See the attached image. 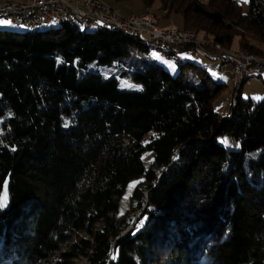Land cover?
Returning <instances> with one entry per match:
<instances>
[{
    "label": "trees",
    "instance_id": "16d2710c",
    "mask_svg": "<svg viewBox=\"0 0 264 264\" xmlns=\"http://www.w3.org/2000/svg\"><path fill=\"white\" fill-rule=\"evenodd\" d=\"M141 2L147 11L133 16L156 17L159 28L158 14L179 15L173 29L226 49L237 38L262 54L264 0H248L246 13L239 0H159L154 14V0ZM11 16L0 20L27 25ZM74 24L0 30V264H106L114 243L110 264H264V100L241 98L247 81L234 82L217 111L226 85L184 62L180 53L196 56L188 46L173 57L159 48L180 68L173 77L143 55L145 35ZM131 56L143 57L141 70H85ZM186 67L198 84L184 79Z\"/></svg>",
    "mask_w": 264,
    "mask_h": 264
},
{
    "label": "rangeland",
    "instance_id": "374dc122",
    "mask_svg": "<svg viewBox=\"0 0 264 264\" xmlns=\"http://www.w3.org/2000/svg\"><path fill=\"white\" fill-rule=\"evenodd\" d=\"M19 1L24 2L25 0H8L7 2H19ZM202 1L206 2V0H202ZM103 2L104 3L107 2L108 4L106 3V5L112 11L116 12L117 14H119V13L116 10H114L112 7L119 9V11H121L123 13L126 12V15L136 14V13H138L140 11L142 12L144 10V5L142 4L141 0H125V1H121V2H116L115 0H103ZM247 4H248V0L246 3L243 2V0H239V6H240L241 11L243 13H246L248 10ZM158 7H159V0H154V2L151 5L150 13H152V14L157 13ZM146 9L147 8H145V10ZM110 13H112V12H110ZM158 15L160 17V21H159L160 28H163L164 30L165 29L171 30V28H182L181 16L171 15V16L165 17L164 14H158ZM120 16H122V15H120ZM128 16H131V15H128ZM128 16H126V17H128ZM136 17H139V16H136ZM154 18H156V17H154ZM156 20H157V18H156ZM0 21L4 22V23H0V30L14 31V32H20V33L30 31V28L25 24L15 26L9 20H0ZM7 22H10V23H7ZM156 24H158V23L156 22ZM47 25H48V23L46 24V26ZM76 25L74 24V26H76L77 28H79V30L84 31V32H89V30L92 28V26H85L84 27V25H82V27H80L81 25H78V24H76ZM46 26H44V27H46ZM59 26L60 25L57 23H51L50 24L51 28H58ZM41 28H43V27H41ZM160 28L156 26V30H158V29L162 30ZM114 29H112V30H114ZM112 30H110V31H112ZM112 32H115V31H112ZM191 33L195 35L196 40H199V42L207 43V44H205L206 47H204L206 52H207V50H216V47H215V45L214 46L212 45L213 44L212 42L205 41L203 39V35H201L199 33L197 34L193 31ZM147 37H148V39H151L149 36H147ZM143 43L148 48H152V46H153L152 49H148V51L143 54L145 57H147L150 60L157 62V64L161 65L173 77H175L179 73V71H180L179 66L173 60H169V61L165 60L164 55L161 51H159V48H157L155 45L151 44V42H147V40H144ZM255 45L258 46V48H259L258 51L262 52V54L260 53L259 55H256V54L248 52L246 49L238 48V39L237 38H234L230 49H226V48H222V49L228 53H230V52L231 53L236 52V53H242V54L244 53V55H246L247 57L249 56L248 58H252V60L250 62L251 66L249 65L250 66L249 69L251 68L250 70H253V69H255L254 68L255 66H264V45L256 44V43H255ZM188 46L190 48L194 47L191 45H188ZM178 48H180V47L178 46ZM155 49H158V50H155ZM194 50H197L195 52L196 56H192L188 52H182V53H180V57H182L184 62L191 64V65H194V66H197V67L205 70L206 74L209 75L213 81H215L217 83H223L226 85V90L221 93V95L217 98V100L214 103V107L217 111H219L223 108V105H222L223 102H224V104H226L229 102V100L232 101V93L234 92V89H235V83H238L240 86V84L242 82L247 81V83L243 84V86H242V89L240 92L241 98L251 99L253 102H259L261 100H264V85L262 83V82H264V74H263L264 71L262 72L263 75L261 76L262 82H256V81H252V80H243L242 81V79L240 80L239 78H237V80H236L233 74L221 73L218 62H211L209 60L204 59L202 57V55L200 54V51H199L200 48L194 49ZM137 53H139V52H137ZM142 58H143L142 56H140L139 58H135V56L124 57V58H120V59H115L112 63H110L108 65L91 63L85 67V70L88 72H97L100 74L120 75L121 68L124 65L133 64V66H135L136 70H141L143 68ZM224 64H228V63H224ZM183 75H184L185 80L192 82L193 84H198V79L196 78L195 73L189 67H186L183 69ZM237 77H239V76H237ZM128 85H129V83L124 81L123 83H121V88L128 89L129 88ZM227 111H228V106L225 107L223 109V111H221V113L226 114ZM154 135L155 134L153 132L148 134V136L145 137V142L148 141V139ZM141 161L143 163L144 168L147 169L153 161L152 153L149 151L144 152L141 156ZM136 183H137V180H133V181L129 182V184L126 186L122 196L119 198V200H118V215L124 214V212L129 208L130 196L132 194V191H133ZM5 189H6V185L3 188V192L1 194V196H4ZM6 194H7V189H6ZM138 215H139V212L135 213L134 221L136 220ZM130 230H132V224H131V227H129L125 232L121 233L120 237L124 236ZM114 246H115V243L111 247V250L108 254V260H107L106 264H110L112 261L113 255L111 254V252L114 250ZM74 264H86V262L84 261V259H76V260H74Z\"/></svg>",
    "mask_w": 264,
    "mask_h": 264
},
{
    "label": "built area",
    "instance_id": "2783aa9c",
    "mask_svg": "<svg viewBox=\"0 0 264 264\" xmlns=\"http://www.w3.org/2000/svg\"><path fill=\"white\" fill-rule=\"evenodd\" d=\"M108 6L97 7L96 1L86 0H32L31 6H22V2L16 8H9L0 11V17H15L16 21H22L24 12H32L35 15L36 24H47L50 20H70L78 19L86 25L100 24L103 27L116 28L124 27L129 29L132 34L145 35L147 41H153L156 45L169 46L174 48V52L179 47L194 46L189 50L195 54L200 48V54L208 60H217L221 73L233 74L235 79H242V72H256V80L264 71V66H255L250 70V62L244 59L232 58V64H223V57H230V54L224 53L221 48L216 50L205 51L204 47L207 43H200L193 37L183 36L181 32H168L167 30H156V18L151 15H143L140 17H123L112 11ZM97 11H107V18H97ZM112 12V13H110ZM149 36L151 39H148ZM250 65V66H249ZM248 66V67H247ZM239 76V77H237ZM243 81V80H242Z\"/></svg>",
    "mask_w": 264,
    "mask_h": 264
},
{
    "label": "bare ground",
    "instance_id": "6f19581e",
    "mask_svg": "<svg viewBox=\"0 0 264 264\" xmlns=\"http://www.w3.org/2000/svg\"><path fill=\"white\" fill-rule=\"evenodd\" d=\"M86 1H96V0H86ZM20 4V3H19ZM18 4H0V11H4V10H7L9 8H16ZM32 5V0H25L24 2H22V6H31ZM97 7H106L103 2L101 0H97ZM147 15V14H146ZM133 17H136V16H133ZM140 17V16H139ZM97 18H107V11H97ZM64 21V20H63ZM66 21H71L73 22V24L75 23L78 24V25H81L80 27H82V25L85 26H93V25H86L85 23H82V21L78 20V19H70V20H66ZM19 22H23V23H26L27 25L30 26V24H33L35 23V15L32 14V12H24V15H22V21H19ZM157 22V21H156ZM45 26V24H36V25H33L31 27L33 28H41ZM77 26V25H76ZM101 26V25H100ZM103 28H106L107 30H112L114 28H109V27H103ZM116 29H119L120 31H123L125 32L126 34H129V35H133L134 37L135 36H139L138 34H132L129 29H126L124 27H116ZM88 30V29H87ZM115 30V29H114ZM116 31V30H115ZM168 32H181L180 30L178 29H171L169 30ZM125 34V35H126ZM183 36L185 37H193L194 40H196L195 38V35L192 34L191 32H184L183 31ZM199 42V40H197ZM147 42H151V44L155 45L157 48H161L163 49L164 51L168 52V53H171V56H172V53H174V48L172 47H169V46H161V45H156L155 42L153 41H147ZM201 43V42H200ZM213 46L215 44H212ZM211 45V46H212ZM217 47L220 48L219 45H215ZM153 48V46H152ZM222 49V48H221ZM224 51V50H222ZM165 52V53H166ZM224 53L226 54H230V57H223V64L224 63H228V64H232V58H238V59H244L246 60L247 62H251L252 58H248L246 55H244V53H228V52H225ZM173 57V56H172ZM254 62V61H253ZM225 74V73H224ZM242 80H256V72H242ZM229 103H230V100H229ZM228 103V104H229ZM227 104V103H226Z\"/></svg>",
    "mask_w": 264,
    "mask_h": 264
},
{
    "label": "snow or ice",
    "instance_id": "6c2138e0",
    "mask_svg": "<svg viewBox=\"0 0 264 264\" xmlns=\"http://www.w3.org/2000/svg\"><path fill=\"white\" fill-rule=\"evenodd\" d=\"M243 2L246 3L247 0H243ZM0 23H4V22L0 21ZM7 23H10V22H7ZM65 126H67V125H65ZM222 143H224L225 145H227L228 144L227 139H225L224 141H222ZM13 151H15V149H13ZM5 207H7V194H6V189H5L4 196H0V210L4 209Z\"/></svg>",
    "mask_w": 264,
    "mask_h": 264
},
{
    "label": "crops",
    "instance_id": "0c3cea01",
    "mask_svg": "<svg viewBox=\"0 0 264 264\" xmlns=\"http://www.w3.org/2000/svg\"><path fill=\"white\" fill-rule=\"evenodd\" d=\"M116 1V0H115ZM116 2H121V1H116ZM107 3V2H106ZM108 4V3H107ZM112 7V6H111ZM114 10H116L120 15H122V16H124V17H126V16H128V15H142V14H144L145 13V8H144V10L141 12H138V13H136V14H128V15H126V12H121V11H119V9H117V8H114V7H112ZM158 27V26H157ZM171 29H173V28H171ZM159 30V29H158ZM162 30H164V29H162ZM168 30H170V29H168ZM205 43V42H204Z\"/></svg>",
    "mask_w": 264,
    "mask_h": 264
},
{
    "label": "water",
    "instance_id": "95a60500",
    "mask_svg": "<svg viewBox=\"0 0 264 264\" xmlns=\"http://www.w3.org/2000/svg\"><path fill=\"white\" fill-rule=\"evenodd\" d=\"M132 227H133V225H132ZM113 252V251H112ZM113 255V254H112ZM113 259V258H112Z\"/></svg>",
    "mask_w": 264,
    "mask_h": 264
}]
</instances>
